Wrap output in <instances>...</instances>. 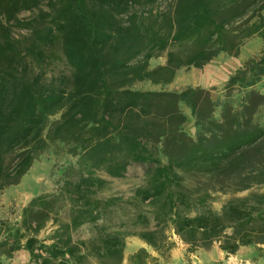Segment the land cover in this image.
Here are the masks:
<instances>
[{
  "label": "trees",
  "instance_id": "obj_1",
  "mask_svg": "<svg viewBox=\"0 0 264 264\" xmlns=\"http://www.w3.org/2000/svg\"><path fill=\"white\" fill-rule=\"evenodd\" d=\"M253 37L264 40V0H0V192L53 146L74 158L53 191L0 219V264L19 250L29 264H122L128 236L165 259L172 233L190 252L264 244V49L228 78L220 102L201 86L134 88L238 56ZM133 163L146 166L133 193L101 195L110 181L100 171L122 177ZM218 194L231 195L220 209ZM86 225L92 234L75 239ZM128 260L163 264L146 247Z\"/></svg>",
  "mask_w": 264,
  "mask_h": 264
},
{
  "label": "rangeland",
  "instance_id": "obj_2",
  "mask_svg": "<svg viewBox=\"0 0 264 264\" xmlns=\"http://www.w3.org/2000/svg\"><path fill=\"white\" fill-rule=\"evenodd\" d=\"M29 15L28 12L23 14ZM264 49V40L260 37H253L246 41L241 47L238 56H231L221 52L203 68L182 67L177 71L173 82L167 85L153 84L150 81L137 82L134 88L150 90H180L186 86H201L210 89L211 96L214 100L220 102L226 99L227 90L225 84L228 78L241 67L249 58L258 56ZM166 62V55L152 58L151 67H155ZM56 71H65L67 66L64 61L58 60ZM259 90L264 91V79L256 86ZM243 93L239 88H234L231 92L230 100L235 106L242 100ZM182 111L189 116V121L184 125L189 135L196 136L195 119L191 115V110L186 106H181ZM60 114L53 118H58ZM215 116H220V108H217ZM59 152V153H58ZM58 153V154H57ZM70 160H74L71 155H67L63 150H58L53 146L51 150L45 152L34 163L30 171L23 177L17 185H12L0 192V219L17 220L20 218L22 207L30 199L43 192L53 191L55 179L58 175L59 168ZM145 165L133 163L129 166L127 172L122 177H110L104 171L100 173L110 181L109 186L101 192V195L108 196L114 193L131 195L135 188L144 180ZM231 195L218 194L214 207L220 209L222 203ZM126 217V216H125ZM122 216L111 220V225H118ZM54 227L51 222L42 230L40 237H45L52 233ZM92 234L91 226H82L74 232L75 239H86ZM172 240L175 246L168 253L165 259L152 247L148 246L137 236H128L124 248V260L122 264H130L128 257L140 247H146L153 256L159 258L163 264H264V244L250 247H242L236 254L228 255L221 250L216 244L210 250L198 249L194 252L188 250V245L184 243L176 234L172 233ZM30 256L28 252L19 250L15 252L14 257L7 260L8 264H29Z\"/></svg>",
  "mask_w": 264,
  "mask_h": 264
}]
</instances>
